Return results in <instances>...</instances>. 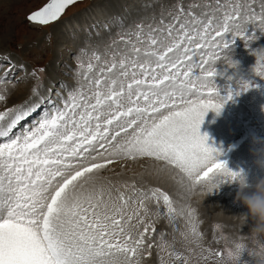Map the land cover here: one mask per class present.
I'll list each match as a JSON object with an SVG mask.
<instances>
[{
    "label": "snow or ice",
    "instance_id": "6c2138e0",
    "mask_svg": "<svg viewBox=\"0 0 264 264\" xmlns=\"http://www.w3.org/2000/svg\"><path fill=\"white\" fill-rule=\"evenodd\" d=\"M76 2L49 0L27 20L50 25ZM109 23L119 28L116 38L103 54L92 51L87 63L77 58L75 87L53 85L42 96L34 70L31 92L39 98L0 112V264H144L154 247L161 264H170L165 254L189 264L168 250L155 227L153 218L166 216L179 231L170 196L127 183L130 195L117 188L113 196L99 173L120 160L152 158L178 169L189 193L210 180L231 184L242 178L205 146L199 129L209 111L219 113L232 99L230 89L220 96L211 79L216 61L233 68L225 37L239 38L247 48L255 39L246 36L249 26L264 34V0L259 10L257 0H174L147 24L141 19L125 28L121 17ZM253 55L252 71L264 79V58H257L259 50ZM6 77L0 76V85ZM248 88L241 82L235 94ZM5 91L0 89V102ZM194 213L187 212L189 233L201 237ZM224 254L215 252L221 259Z\"/></svg>",
    "mask_w": 264,
    "mask_h": 264
},
{
    "label": "rangeland",
    "instance_id": "374dc122",
    "mask_svg": "<svg viewBox=\"0 0 264 264\" xmlns=\"http://www.w3.org/2000/svg\"><path fill=\"white\" fill-rule=\"evenodd\" d=\"M134 2H136L138 7L136 5H133ZM185 2L186 3L190 2V0H185ZM260 2H261V0H257V10H259V3ZM47 3H49V0H0V51L6 50V51L10 52L14 59L22 58L27 63H31L33 65H42L44 70H45V72H44L45 77H48L49 75L52 76V74H49V72L50 73H52V72L49 71L48 64L52 61L53 54L56 53L57 51L58 52L62 51L65 47H69L71 49H74L78 45L79 40H82L83 42L85 41V37H86L87 32H88V31L85 32V36H83L79 39L73 38L71 33H69L68 36L71 35V38L74 39L73 42L76 41L73 44L71 41H67V39H63L64 37L63 38L61 37V34L63 33L61 27H63V25H65L64 23L66 21L75 17L78 12H75L72 15H69L68 17L64 18L63 21L62 20L56 21L52 25H49L46 27L44 26L43 28L36 29L35 28L36 26L27 20V16L30 15L31 13L35 12V11L40 10ZM173 3H174V0H99L98 3H95V6H98L99 8H101L103 10L106 9L105 11H107V13L110 15V19L113 17V14H115L116 17H121V14L123 11H129V17H131V19H129V20H130V25H131L133 21H139L141 19H144V23L147 24L150 21V17L152 16L153 13L156 14L157 18H159L160 10L161 9H167ZM141 4H142V7H140ZM93 6L94 5H91L85 11H87L89 8H92ZM145 7H147V9ZM68 8H66V10H68ZM121 10H122V12H121ZM82 12H84V11H82ZM82 12H80V13H82ZM168 19H170V18L165 17L166 21ZM109 21L110 20H108L106 23H104V26L108 25V30L111 29L110 24H112V23H109ZM129 26H126L125 28H128ZM101 27H102V25H101ZM101 27L98 29H100L101 31H104V29H102ZM112 29L113 30L110 31V34L108 33L105 36H103L102 38L103 39L111 38L112 36H114V31L115 32L119 31L118 26H116V28L114 27ZM90 32H92V31L90 30ZM20 36H22V37H20ZM246 36H248V37L255 36V39L248 45L247 48L245 47V44L242 42L241 39L235 38V40H233L231 35H227L225 37V39L231 43L230 55H231L233 62L237 65V67L236 68H229L226 65V62L222 61V60L215 62V64L213 65V68H214L216 74L211 79H212V83L215 84L217 89L221 88L227 80L232 79L233 77L234 78H233L231 87L235 88L236 90L238 88V85L241 82L247 83L249 85L250 89H251V84H253L255 82V81H253V79H255V77H257V75L252 71V69L254 68V66L256 64V56L253 55V53H255L257 50L264 49V34H261L259 32V30L254 29L252 26H249L248 30L246 32ZM17 37H19V38H17ZM72 39H70V40H72ZM13 42L18 43V45L17 46L14 45V47L11 48V44ZM65 42H67L69 44L65 45ZM96 44L99 45L100 42H97ZM78 47H79V45L77 46V48ZM9 49H14V53L9 51ZM95 50L97 52L103 54V52L105 50V44H102L99 47H95ZM85 53H86L85 55H82V54L81 55L82 56H89L90 55V53H87V52H85ZM61 58H62V54L60 56V59ZM57 59L58 58H55V61ZM58 60H57V62H58ZM62 62H64V61L61 60L60 63H62ZM84 62L87 63V60ZM64 65H66V62H64ZM50 67L52 68L53 66L51 65ZM60 67L63 68L62 64ZM60 67L59 68L57 67V69H60ZM33 70H34V67H33ZM58 71H60V73H56V75L60 76L61 69ZM62 71H63V69H62ZM93 75H95V73H93ZM194 75L198 76L199 72L194 71ZM33 79H34V77L31 75V73H29V75L27 76V79L22 81V82H19L14 88H10L9 83L7 81L4 84L0 85V89L6 90L5 95L7 97L6 101L0 102V112L5 111L8 108L14 107L15 104H19V103H23V102L27 101L30 98V96L32 95L30 87H31V82L33 81ZM52 79L53 78H51L49 80L51 81ZM74 80L76 82L75 78H74ZM261 83H262V86L264 87V79H261L259 77L258 78V84H261ZM75 86H76V84L73 87H75ZM72 88H70L68 90H71ZM218 91H220V90H218ZM244 92H246V91H244ZM242 93H243V91L240 92L241 95H242ZM242 96H244L247 99L248 105L254 106V104H255V106H258V103L256 102V100L254 98H251V97L245 96V95H242ZM258 97L262 99L263 105H264V96H258ZM232 101H233V99H231L229 102H232ZM255 109H257V108H255ZM219 112H221V113H216V112L214 113V111L208 112L207 114H209V115L206 114L204 117L207 120L206 119L203 120L202 124L200 125V129H199L200 135H203V134H201V132L205 131L204 135L207 136V134H208L207 131H210L209 129L212 127V122H215L217 127L214 126L215 124H213V127L214 128L216 127V128H215V130L213 128L214 133H213L212 128H211V132L208 134L209 139H207L205 141V146L209 147V148L210 147L213 148L214 146H216V148L221 147L219 149H216L214 147L216 151H221L224 148V146H226L227 144L231 145L234 143V141L231 142V140L237 134L242 132L243 125L241 122L243 120L244 121L246 120V115L242 111H239V113L236 114L234 112V109H231L229 106L225 105V103L223 104V107L220 109ZM215 114H217V115L214 116ZM218 115L219 116L222 115L223 116L222 119ZM230 116H232L233 118ZM236 116L240 117V119L238 118L239 121H238ZM228 117H229V120H228ZM214 118L217 120V122L215 121ZM225 118H227V119H225ZM231 118H232V120H231ZM225 120H227V121L224 122ZM230 120L232 122H230ZM247 120H248V115H247ZM221 121H223L224 123ZM233 121H234V123H233ZM239 122H240V124H239ZM218 125H220V127H218ZM224 125H226L225 126L226 129L223 127ZM235 126L237 128H239V130ZM232 127H235V129ZM205 128L207 129V131L205 130ZM217 128L221 129L222 131L218 130ZM229 128H231V129H229ZM216 129H217V132H216ZM232 129H233V131L235 130L236 132L234 133L233 131H231ZM248 129H249V127H247L246 130H248ZM131 131L132 130H129V134H131ZM218 131L222 132L219 134V136L217 134ZM227 131H229V132H227ZM224 132H225V134H227V133L228 134L225 135ZM214 134H216V136ZM220 135H224V138H223V136H221L222 137L221 138ZM230 135H232V136H230ZM219 138L224 139V142H225V140H227V141L224 144L223 140L220 141ZM215 139L217 141L219 140L220 142H217ZM210 140H212V142ZM212 143H214V144H212ZM220 144H221V146H220ZM245 144L241 143L237 146L238 147L237 151L239 152L238 154H236L237 156H240L242 158H247V155L249 156V154L246 155L247 151L250 154L253 153V152H250L251 151L250 148H248L249 150L245 151L246 153L242 152L243 150L247 149V146H246L247 144L246 145ZM243 145H244L245 149H243L244 147L241 148V146H243ZM238 149H240V150H238ZM226 152L229 153V151H226ZM226 152L222 153L218 160H220ZM244 154H245V156H244ZM226 155L228 156L229 154H226ZM249 158H250V161H252V162L257 159L256 157H252V156H250ZM147 160L148 159H138L136 161H126V160L117 161L116 163L112 164L111 166H109L106 169H104L103 171H101V172H105L104 176H109L111 185H109V183H108L109 181H103L101 178H100V182L104 183L105 187H112L113 188V196L116 195L115 189L119 188V189L125 190L123 185L126 183L123 181H126V180H132L133 184H135L136 186H143V183H147L148 185H151L154 187H159V188L163 189L164 191H166V193H168L170 195V197H172V201L175 204H177L178 207L183 212L187 213L188 210L195 209L194 216L196 219L203 220L204 222L207 223V225L212 224L214 221L220 222L227 228L226 230L229 231L230 237H232V238L235 237V235L238 232V224H237V221L233 219V216H240L242 214L247 215V209L245 207H243L240 203L236 202V194L231 195L230 197L226 196L225 198H222V197L218 196V193H212L211 195H209L210 197L207 196L205 198V197L198 194V189L189 193L187 191V188H186L187 180L184 178L183 174L179 172L178 169H175L172 167H170V169H169V167L167 168V166H164L163 164H161L160 168H158L159 165H156L157 162L152 161V160H148V161ZM242 164L248 165V162L243 161L237 157L232 158V168H238ZM162 168H163V170L164 169L170 170V173L173 174L171 176V178H167L168 182L172 181V182H169L171 184L170 189H168L165 186L158 184V183L153 185V184L147 182L148 180L145 178V174H146V176L151 177L153 174L156 175L157 172L162 173L163 172V171H161ZM249 169H250V171H254V174H252L250 177L252 179V181H258L261 177L260 174L261 175L264 174V168H260V167L255 166L252 168L249 167ZM139 173L141 175H139ZM257 173H260V174H257ZM258 176H260V177L258 178ZM261 178H264V177H261ZM145 180H147V181H145ZM112 181H115V182L121 181V183H115ZM209 200H212L213 203H211L212 201H209ZM221 201H222V207L218 208L219 205H217V204L220 203ZM173 206H174V204H173ZM162 207H164L163 204H162ZM223 209L225 212H223ZM226 209H228V210H226ZM186 218H187V216H186ZM176 219L182 220V217L176 216ZM253 226H254V221L249 219L248 222L245 224V226H243L241 228L240 234L241 235L249 234L250 229ZM217 234H219L221 237H226V235L222 234L220 231H218ZM183 246H187V254L189 256H191L190 258L196 259L195 256L198 255V252H197L198 249L194 248V246H192V245H188V244L186 245V243H184L183 240L177 241V243L171 248L177 249L178 247L182 248ZM210 253H211V251L207 250L204 252V256L208 257V255ZM196 261L197 260H195V264H203L201 262H196ZM247 264H251V258L250 257L247 259Z\"/></svg>",
    "mask_w": 264,
    "mask_h": 264
},
{
    "label": "clouds",
    "instance_id": "9594fccd",
    "mask_svg": "<svg viewBox=\"0 0 264 264\" xmlns=\"http://www.w3.org/2000/svg\"><path fill=\"white\" fill-rule=\"evenodd\" d=\"M228 55V61L233 68L237 65L233 62L231 55ZM257 58H264V49L259 50ZM256 163L260 168H264V147L255 153ZM238 191L236 202L247 209V215L233 216L237 221L238 232L234 238H227L225 254L219 264H240L241 257L245 252L251 257V264H264V178L259 179L254 185H249L245 176L236 183ZM223 183L220 180H210L199 188L198 194L207 197L214 191H218ZM254 221V226L249 234L241 235L240 230L248 220ZM186 244L194 246L196 249L204 247L201 237L192 235L189 232L181 234Z\"/></svg>",
    "mask_w": 264,
    "mask_h": 264
},
{
    "label": "bare ground",
    "instance_id": "6f19581e",
    "mask_svg": "<svg viewBox=\"0 0 264 264\" xmlns=\"http://www.w3.org/2000/svg\"><path fill=\"white\" fill-rule=\"evenodd\" d=\"M106 10V9H105ZM105 10H103V9H101V8H99L98 6H93L92 8H89L87 11H84V12H82V13H80V14H78V15H76L75 17H73L72 19H70V20H68V21H66L64 24L65 25H63V27H61L62 28V31H63V33L64 34H61L60 32V34H61V37L63 38V39H67V41H71V42H73L74 41V39H72V38H69V33H71V35L72 34H74L75 36H72L73 38H75V39H79V38H81V36H78L77 34L78 33H83V31H84V36H85V32H87V31H92V28L91 27H89V26H95L97 29L98 28H100L101 27V25L102 26H104V23H106L108 20H110V15L107 13V11H105ZM115 12V11H114ZM113 17H116V15L115 14H113ZM35 25V24H34ZM111 25V24H110ZM36 27H40L39 25H35ZM59 28V27H58ZM100 30V29H99ZM70 39H72V40H70ZM66 44H69V43H67V42H65V45ZM65 48H69V47H65ZM64 50V49H63ZM61 52V51H60ZM58 60V59H57ZM56 60V61H57ZM56 63L58 64V66H56ZM55 64H54V66L51 68V72L53 73V72H55L56 71V69H57V67L59 68V65L61 64L60 63V61L58 60V62H56ZM56 68V69H55ZM60 69H61V67H60ZM59 78V76L57 75V77H54L50 82H55V84L57 85V84H59V82H56V80ZM223 107V106H222ZM224 111V110H223ZM210 112V111H209ZM215 113V112H214ZM219 113H221V112H219ZM223 114V113H222ZM207 115H209V114H207ZM217 114H215L214 116H216ZM228 115V114H227ZM219 116V115H218ZM217 116V117H218ZM207 117V116H206ZM213 117V116H212ZM221 119H222V115L221 116H219ZM218 117V118H219ZM230 117H232V116H230ZM237 117V119L239 118L240 119V117H238V116H236ZM208 118V117H207ZM217 118V119H218ZM233 118V117H232ZM232 118H231V120H232ZM244 118V117H243ZM204 119H206V118H204ZM215 119V118H214ZM225 119H227V118H225ZM239 119H238V121H239ZM248 119H249V116H248ZM207 120V119H206ZM219 120V119H218ZM228 120H229V117H228ZM230 120V122H232ZM209 121V120H208ZM207 121V122H208ZM213 121V120H212ZM215 121L217 122V120L215 119ZM220 121V120H219ZM218 121V122H219ZM227 120H225L224 122H226ZM235 121V120H234ZM234 121H233V123H234ZM237 121V120H236ZM244 121V120H243ZM221 122H223V121H221ZM223 122V123H224ZM213 124H215V122H212V131H213ZM218 124V123H217ZM222 124V123H221ZM220 124V125H221ZM239 124H240V122H239ZM220 125H218V127H220ZM214 126H216V124L214 125ZM225 126L226 125H224L223 127L225 128ZM217 127V126H216ZM215 127V128H216ZM231 127V126H230ZM236 127V126H235ZM235 127H232V128H234L235 129ZM240 127V126H239ZM211 128L209 129L210 131H207V129L205 128V130L207 131V133L209 134L210 132H211ZM215 128H214V130H215ZM222 128V127H221ZM237 128V127H236ZM202 129V128H201ZM218 129V128H217ZM217 129H216V132H217ZM226 129V128H225ZM228 129V128H227ZM229 129H231V128H229ZM238 130H239V128H237ZM236 129V130H237ZM218 130H221V129H218ZM204 131V130H203ZM222 131V130H221ZM226 131V130H225ZM230 131V130H229ZM229 131H227V132H229ZM231 131H233V129L231 130ZM230 131V132H231ZM252 131V128H251V126H249V129L247 130V132H246V134L244 135V134H242V138H241V141H240V143L239 144H241V143H246L247 144V140H249V132H251ZM200 132V131H199ZM205 132V131H204ZM204 132H201V134H203V135H201L202 137L203 136H206V135H204ZM234 133L236 132L235 130L233 131ZM206 133V134H207ZM213 133H214V131H213ZM212 133V134H213ZM220 133H222V132H219L218 131V136H219V134ZM232 133V132H231ZM230 133V134H231ZM208 134H207V136H208ZM224 134H225V132H224ZM228 134V133H227ZM227 134H225V135H227ZM215 136H216V134H214ZM221 136H223V138H224V135H220V137ZM230 136H232V135H230ZM229 136V137H230ZM213 138V137H212ZM218 138V137H217ZM222 138V137H221ZM221 138H219L220 139V141H222L223 140V142H224V139H221ZM226 138V137H225ZM207 139H209V136L207 137ZM214 139V138H213ZM216 140V139H215ZM214 140V141H215ZM211 142H212V140H210ZM217 141V140H216ZM215 141V142H216ZM219 140L217 141V142H220ZM227 140H225V142H226ZM222 142V143H223ZM225 142H224V144H225ZM212 144H214V143H212ZM245 144V145H246ZM220 146H221V144H220ZM247 146V145H246ZM215 148H216V146H214ZM213 147V149H215ZM218 147V146H217ZM233 148H235V145L234 146H232ZM231 147V148H232ZM244 147V145L243 146H241V148H243ZM219 148H221V147H218V148H216V149H219ZM238 148V147H237ZM243 149H245V147L243 148ZM238 150H240V149H238ZM247 150H249L248 149V147H247V149H245V150H243L242 152L244 153L245 151H247ZM241 152V153H242ZM251 152V151H250ZM242 153V154H243ZM246 153V152H245ZM247 153H248V151H247ZM247 153H246V155H247ZM226 154H229L228 152H226L225 154H224V156H222V158L221 159H224L227 155ZM252 154V153H251ZM244 156H245V154H244ZM248 156V155H247ZM221 159H220V161H221ZM148 161V160H147ZM150 162V161H149ZM123 163V162H122ZM151 163V162H150ZM121 164V163H120ZM149 164V163H148ZM116 165V164H115ZM156 165H159V167L158 168H160V166H161V163L160 162H157V164ZM114 166V165H113ZM124 166V165H123ZM258 167V166H257ZM168 168V167H167ZM106 169V168H105ZM170 169V168H169ZM252 170V169H251ZM103 171V170H102ZM156 171V170H155ZM141 172V171H140ZM164 172V173H163ZM163 172L162 173H158L157 172V174L156 175H152L151 177H148V176H146V174H145V178L148 180H145V181H147V182H149V183H151V184H161V185H163V186H165L166 188H168V189H170V186H171V184L169 183V182H172V181H167V178H171V176L173 175L172 173H170V170H168V169H164L163 170ZM172 172V171H171ZM258 172V171H257ZM174 173V172H173ZM149 174V173H148ZM152 174V173H151ZM257 174H260V173H257ZM138 175V174H137ZM139 175H141L140 173H139ZM150 175V174H149ZM260 176L261 177H264V174H260ZM260 176H258V178L260 177ZM137 177V176H136ZM175 177V176H174ZM261 177H260V179H261ZM179 180V179H178ZM173 186V185H172ZM176 190V189H175ZM186 190V189H185ZM186 192V191H185ZM210 197V196H209ZM208 197V198H209ZM206 200V199H205ZM204 200V201H205ZM203 201V200H202ZM209 201H212V200H209ZM211 203H213V201L211 202ZM210 203V204H211ZM217 203V202H216ZM209 204V205H210ZM212 205V204H211ZM217 205H219V207L218 208H220V207H222V201L220 202V203H218ZM208 206V205H207ZM226 207V206H225ZM213 208V207H212ZM225 209V208H224ZM224 209H223V212H225L224 211ZM229 209V208H228ZM228 209H226V210H228ZM221 210V209H220ZM207 213V212H206ZM213 213V212H212ZM211 213V214H212ZM215 214V213H214ZM210 216V215H209ZM214 216V215H213ZM215 217V216H214ZM219 217V216H218Z\"/></svg>",
    "mask_w": 264,
    "mask_h": 264
}]
</instances>
